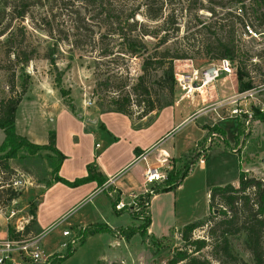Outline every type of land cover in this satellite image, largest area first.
<instances>
[{"label":"rangeland","instance_id":"1","mask_svg":"<svg viewBox=\"0 0 264 264\" xmlns=\"http://www.w3.org/2000/svg\"><path fill=\"white\" fill-rule=\"evenodd\" d=\"M27 1L30 2L27 13L22 18H15L12 21V30L15 26L22 27L21 31L18 30L15 33L14 43L19 44L20 49L30 55V58L26 63L21 64L16 62L13 54L6 56L3 44L5 36H0V97L17 94L20 91L23 74L27 73L26 90L21 94L16 108L15 130L29 139L38 137L43 138L45 142L47 130L54 126V122L48 120L47 116L52 113L53 105L64 104L63 97L55 86V81H58L59 86L69 90L68 97L71 98L75 112L85 107H98L97 97L101 95L102 98L107 99L106 95L111 88L109 90L103 87L97 89V81L102 79L106 73H111L112 83L119 79L131 80L139 72L140 57L117 52L119 45L114 40V36H106L103 40L105 46L111 47L114 51L113 54L106 56L99 54L102 44L97 40L99 34L97 0ZM110 1L119 6L123 5L127 9L142 0ZM152 1L162 3L160 18L150 19L140 13H136L135 17L148 27H154L161 23L169 10L174 11L178 17V26L176 29H173V25L167 26L169 27L167 43L173 40L181 43L183 35L189 32H193L194 35L206 33L205 35H210L211 38L232 36L233 43L240 50L241 65L244 66L249 78L250 88L264 83V23H259V19L255 17L251 0ZM199 1L206 6H211L213 11L199 8L194 14L192 12L194 5H197ZM180 2L189 5L190 14L180 13L178 9ZM237 17H240L244 24L239 23ZM48 54H51L53 60H49ZM214 61L216 59L205 56L174 59L173 76L176 72L188 75L192 68L200 72L203 67ZM231 62L237 64L236 59ZM229 75L236 85L235 90L239 91L236 71ZM174 79L173 100L175 97L177 100H191L194 97L193 102L198 101L196 103L198 109L195 106L197 113L207 108L214 113L211 108L215 105V110L220 115H224L229 105L227 99L232 97L229 96L230 92H227L231 88L228 77L226 86L223 85L221 89L215 86L216 79L208 84L210 88L205 84L198 89L195 88L187 96L184 95L185 91L181 89L175 76ZM235 90L231 93L234 94ZM200 94L204 98H200ZM180 95L183 96L179 98ZM255 95L257 98L264 99V90L256 92ZM210 101L215 102L208 105ZM219 101L226 104L217 105ZM132 109L135 110L136 107L132 106ZM88 114L91 115L89 112ZM113 115L104 117L119 127ZM61 116L59 115V119ZM199 118L200 116L194 117L195 120ZM102 120L105 122L103 118ZM215 121L217 124H211L212 126L207 129V134L213 137V143L211 142L210 145L207 139L198 142L192 148L193 141L190 138H183L187 128L183 130L174 128L159 139L161 140L160 146L166 148L172 155L180 154L177 158L167 157L163 163L166 173L172 165L175 168H182L184 163L192 162L198 154V149L206 142L205 152H200L198 155L205 162L204 167L197 168L196 165H192L188 171L191 173L182 178L177 190L155 192V195L149 199L148 209L146 207L147 197L143 193L137 194L128 208L120 209L124 212L119 219L114 221V224L118 226L131 224L138 227L141 218L148 212L149 231L152 236L146 232L143 235L135 232L128 238L115 235L117 239L112 238L114 235L105 232L93 234L81 243L77 242L78 238H74L70 242L74 250L58 264H94L97 259H102L101 264H167V260L176 247L187 246L180 236L179 228L182 224L194 219H202L209 212L212 214L216 212L215 203L212 208L208 209V190L211 186L226 182L237 183L238 170L244 166L249 169L247 173L261 177L264 181V118H250L247 122L241 117L238 118V122L244 127L240 133L236 129L237 123L228 127L232 124V119ZM80 124L78 121L69 122L68 119L61 118L59 132L61 141L67 143L66 146L70 144L71 139L77 141V125ZM218 124H226L224 135L215 128ZM71 130L73 134H70ZM121 134L123 137L116 142L118 145L121 143L125 145L131 135L127 132ZM197 134L198 132H195L193 136ZM2 136L3 133L0 130V139ZM100 138L96 136V141ZM155 143L150 147H154ZM226 143H231L235 156L225 147ZM76 147L75 151L79 153L89 149L88 142L84 139H81ZM97 151L96 148L94 155ZM19 155L10 160V171L0 172V189H5L10 185L17 192L8 204L1 206L0 212L6 217V221L17 229H20L29 219V209L40 197L45 187L44 181L49 178V170L55 161L50 150H39L33 155H27L24 150H21ZM93 159L95 160L94 156L91 160ZM159 182L147 183V186L151 187ZM0 193L6 196L8 192L0 191ZM210 224L208 222L192 229L190 239L205 236ZM162 235L164 236L161 237ZM63 239L61 227L55 225L44 233L42 232L39 246L44 252L51 251L50 254L64 253L66 246L60 245ZM231 242L236 261L242 264H252L249 255L242 248L241 236L233 238ZM210 245L208 243L201 248L198 255L207 257L212 264H231V257L228 256H223L222 260H218ZM14 257L17 258L16 255ZM26 264L34 263L27 261Z\"/></svg>","mask_w":264,"mask_h":264},{"label":"trees","instance_id":"2","mask_svg":"<svg viewBox=\"0 0 264 264\" xmlns=\"http://www.w3.org/2000/svg\"><path fill=\"white\" fill-rule=\"evenodd\" d=\"M251 3L254 6L255 17L259 19L258 22L264 23V0H251ZM29 4L30 2L27 0H0V36H5L3 39L4 54L6 56L10 53L13 54L16 62L21 64L26 63L30 55L22 51L19 44L14 43V35L18 30L21 31L22 27L17 28L15 26L12 30V21L15 18H22L27 13ZM189 8L188 4L184 5L181 2L178 7L180 13L184 15L190 14ZM199 8L213 11L211 6H206L199 1L197 5H194V11L192 12L195 14ZM136 13H140L146 18L158 19L162 14V3L142 0L126 9L123 5H116L110 0H97V29L99 30L97 40L102 44L99 54L102 56L113 54L114 51L111 47L105 46L103 40L106 36H114V40L119 45L117 52L140 57L139 72L131 80L119 79L117 82L112 83L111 73H106L102 79L97 81V89L103 87L105 90H109L111 88V91L106 95L107 99L102 98L101 95L97 97L99 109L119 111L133 119L144 117L145 123L150 122L160 108L173 103L175 91L173 60L194 56H205L216 60L221 58L236 59L237 89L250 88L249 78L244 66L241 65L240 50L233 43L232 36L211 38L210 35H205L206 33L194 35L193 32H189L183 35L181 43L174 40L167 43L169 38V27L167 26L173 25V29L178 26V17L174 11L169 10L162 18L161 23L154 27H148L145 23L139 21L135 17ZM237 19L239 23L244 24L240 17H237ZM47 57L49 60H53L51 54H48ZM27 76V73L23 74L20 91L17 94L0 97V130L3 133L0 140V172L10 171V160L20 156L19 152L21 150H24L27 155H33L39 150H50L55 157V161L49 170V178L44 181L45 187L55 181L67 186H76L89 180H95L97 186H102L105 193L109 195L112 209L116 213H121V210L114 208V203L118 199L117 192L110 185L103 186L106 177L97 168L94 159L85 164L86 173L84 175L66 179L57 173L64 155L55 146V132L53 129L47 131L45 142H34L25 135L16 132L14 125L15 111L21 99V94L26 90ZM55 86L63 97L64 105L72 111L73 105L71 98L68 97L69 90L59 86L58 81H55ZM132 106H135L136 109L133 110ZM251 109L253 119L264 118L263 111H259L256 107H251ZM211 126H208L207 129ZM215 128L223 132L220 126L217 125ZM236 129L238 133L242 132L244 130L242 123L238 122ZM225 147L233 148L231 143H226ZM193 161L184 163L182 168L172 166L166 173L165 178L158 184L151 186L149 190L144 191L143 194L147 197L146 204L151 193L169 190L177 186L192 167ZM0 191L8 192L6 196L0 193V209H2L1 206L8 204L17 195V192L10 185L5 189H0ZM110 191H112L111 194L108 193ZM214 203L216 204L215 213L209 212L202 219H194L182 224L179 228L180 236L187 246L176 247L167 260V264H212L207 257L198 255L199 250L208 243L211 244V249L215 252V257L218 260H222L223 256H228L231 257V264H242V262L238 263L236 261L231 242L233 238H238V236H241L242 248L249 255L252 264H264L263 179L247 173V170L239 169L236 184L226 182L209 188L208 209L212 208ZM35 207L36 203L29 209L30 217L20 229L10 225L7 221L6 237L8 239H18L23 235H33L41 231L36 222ZM141 219L138 227L131 224L111 227L102 221L86 223L76 228L77 242H83L87 235L95 232H108L114 236L119 235L124 238L130 237L135 232L143 235L150 220L148 214ZM208 222L211 224L205 236L190 239L192 229ZM73 250L74 246L68 242L64 253L53 252L48 256V264H58L69 256ZM101 263L102 259H97L94 264ZM0 264L13 263L5 259Z\"/></svg>","mask_w":264,"mask_h":264},{"label":"crops","instance_id":"3","mask_svg":"<svg viewBox=\"0 0 264 264\" xmlns=\"http://www.w3.org/2000/svg\"><path fill=\"white\" fill-rule=\"evenodd\" d=\"M182 61L185 62L186 60ZM227 77L229 78V83L231 82V88L229 91L227 90V92H230L229 96H232L234 94L231 92L235 90L236 85L233 83L230 75L219 77L215 81V86H217V89L226 86L225 83L227 82ZM208 87L210 88L209 85ZM209 95L212 96L211 94ZM200 98L204 97L200 94ZM193 100L194 97H192L191 100H177L175 97L171 105L160 108L157 114L148 123H145L144 119L135 120L114 110H101L98 107H85L82 108V110L75 112L74 109L71 111L64 104H59L57 106L53 105V109L51 110L52 113L47 116V119L54 122V126L51 129L55 132V146L64 155L60 161L57 173L66 179H73L76 176L84 175L86 173L85 164L91 161V158L94 156L97 168L106 177L103 186L110 185L117 192L118 199L128 202L130 192L139 194L150 189V186L148 187L147 184L143 183L142 171L144 168V162L140 159H136L138 153L158 141L154 144V147H152L147 160L149 163L153 164L162 163L159 160L161 156H164L166 158L165 160H167L168 156L177 158L180 155H172L166 150V148L160 146L161 140L159 141V139L174 128H178V130L187 128L183 138H190L194 144L192 146L193 148L198 142L207 139L209 140L208 145H210L213 137H210L207 134V128L208 126H211V124H217L215 120L221 121L232 119V124L228 127H232V125L238 123V118L227 115V112L224 113L222 118L218 117L215 112L213 113L212 111H209L210 108L197 113L195 109H198L196 104L198 101H195L194 103ZM258 100V105L264 104V99L258 98ZM214 102L210 101L208 105L213 104ZM88 112L91 113V115H89ZM110 114H114L113 116L115 117V120H117L119 127L113 125L111 121H107V118L104 117L105 115ZM59 115H62L60 119ZM195 116H200V118L195 120ZM62 117L68 119L69 122L78 121L81 123L80 125H77V141L71 139L69 141L70 144L67 146V143L61 141V134L59 132V125ZM218 126L223 129L224 135V129L227 127L226 124H218ZM122 132L130 134L131 138L128 139V142L125 143V145L122 143L118 145V142L116 141L120 137H123L121 134ZM195 132H198L197 136H193ZM70 134H73L72 130L70 131ZM96 136L101 138L96 141ZM81 139H84L89 145V149L82 151L83 153L75 151L77 148L76 146ZM30 140L34 142H44L43 138L38 137L30 138ZM103 142L104 144H102ZM205 144L206 142H204L202 147L198 149V154L193 158V165H196L197 168L205 166L203 159L198 156L200 152H205ZM96 148L98 151L97 154L94 155ZM170 148H172V146ZM228 150H230L235 156L234 148H228ZM242 169L249 170L246 166ZM190 173L191 172H188L185 177ZM232 184L236 183L232 182ZM180 185L181 184L179 183L172 189L177 190ZM134 189H136V191ZM170 190L171 189L165 191ZM111 192L112 191L108 193L111 194ZM154 195L155 193H151L149 196L146 206L147 209L149 206V199ZM108 196L109 195H107L102 189V186H97L95 180H89L76 186H67L59 181L52 182L43 188L40 197L36 202L35 218L38 226L41 228V235L42 232L44 233L55 225L61 227V231L65 228L76 229L86 223L96 221H102L110 226L117 227L118 225H115L114 221L119 219L124 211L116 213L110 205ZM56 221L58 222L56 223ZM6 223V217L0 212V240L6 238ZM99 233L103 234L105 232H95L87 235L85 238ZM146 233L149 235L151 234V231H149V225L147 226ZM112 238L118 239L116 236H113ZM60 245L63 246L62 242ZM41 251L43 255H50L51 253V251L44 252L42 248ZM12 255L15 256V252H13ZM16 261L19 264H26L27 262L18 258H16Z\"/></svg>","mask_w":264,"mask_h":264},{"label":"built area","instance_id":"4","mask_svg":"<svg viewBox=\"0 0 264 264\" xmlns=\"http://www.w3.org/2000/svg\"><path fill=\"white\" fill-rule=\"evenodd\" d=\"M235 71V64L231 62L228 58H221L214 62H211L207 66L198 72L196 68H192L188 75H183L175 73V78L178 80V84L183 89L184 95L187 96L195 88L198 89L205 84L213 83L212 81L216 80L219 76H227L231 72ZM180 75V76H179ZM264 90V83L257 87L246 88L243 90L236 91L231 98L227 99L229 103L226 107L227 115L234 118L244 119L247 122L252 118V109L251 107H256L259 111L264 112V104L258 105L259 102L256 92ZM183 95H180L181 98ZM225 105L223 101H219L217 105ZM216 105V106H217ZM215 106V105H214ZM212 106V110L220 118L223 115H220L218 111L215 110V107ZM152 147L146 148L140 153L137 154L136 159H140L144 162V168L142 171V180L143 183H154L161 181L166 176V170L163 165V161L166 159L164 156L159 158L160 162L158 164L149 163L147 160L148 154L150 153ZM149 190V189H147ZM146 191V190H145ZM137 194L134 192L129 193V201L124 202L120 199H117L114 203V208L117 210L128 208ZM58 221H56L57 223ZM55 224V223H53ZM64 239L62 240V245L66 246L68 242L78 238L76 229L65 228L61 231ZM40 237L41 232L33 235H27L25 237H20L18 239H8L7 237L0 240V263L3 260L8 259L13 264H19L16 261V258L12 255L15 252L18 259L25 261H30L34 264H48V256L43 255L40 248ZM69 238V241L67 239ZM29 259V260H28Z\"/></svg>","mask_w":264,"mask_h":264}]
</instances>
